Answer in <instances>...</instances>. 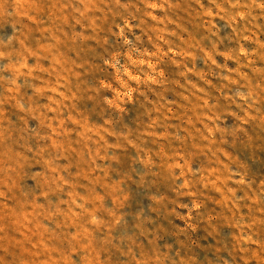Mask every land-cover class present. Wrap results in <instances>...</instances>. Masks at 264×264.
<instances>
[{"label": "rangeland", "instance_id": "rangeland-1", "mask_svg": "<svg viewBox=\"0 0 264 264\" xmlns=\"http://www.w3.org/2000/svg\"><path fill=\"white\" fill-rule=\"evenodd\" d=\"M0 264H264V0H0Z\"/></svg>", "mask_w": 264, "mask_h": 264}]
</instances>
